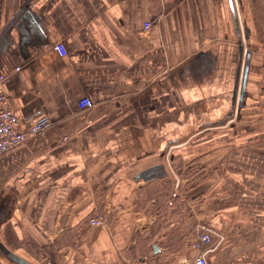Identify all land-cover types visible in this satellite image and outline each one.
<instances>
[{
	"label": "crops",
	"instance_id": "obj_1",
	"mask_svg": "<svg viewBox=\"0 0 264 264\" xmlns=\"http://www.w3.org/2000/svg\"><path fill=\"white\" fill-rule=\"evenodd\" d=\"M0 75V264H264V0H0Z\"/></svg>",
	"mask_w": 264,
	"mask_h": 264
},
{
	"label": "built area",
	"instance_id": "obj_2",
	"mask_svg": "<svg viewBox=\"0 0 264 264\" xmlns=\"http://www.w3.org/2000/svg\"><path fill=\"white\" fill-rule=\"evenodd\" d=\"M150 22L145 23V29L149 28ZM53 49L59 56H64L67 53L66 47L63 42H57L52 45ZM15 67L14 70H18ZM4 75H0V82L3 80ZM80 108H86L92 105L89 96L84 95L77 101ZM16 116L13 110L8 105V97L5 94L2 86L0 85V153L9 147L19 144L29 134H38L50 124V119L45 115H38L33 119L32 124L27 129H20L15 126ZM90 225L100 226L104 224L100 216H94L89 219ZM211 241V231L205 228L198 238L193 243V249L196 254L193 257V264H208L205 259V252L203 251L204 243Z\"/></svg>",
	"mask_w": 264,
	"mask_h": 264
},
{
	"label": "water",
	"instance_id": "obj_3",
	"mask_svg": "<svg viewBox=\"0 0 264 264\" xmlns=\"http://www.w3.org/2000/svg\"><path fill=\"white\" fill-rule=\"evenodd\" d=\"M158 168H160V166H158ZM149 172H150V171H146L145 174H143V176H144L145 179L148 178L147 175H149V174H148Z\"/></svg>",
	"mask_w": 264,
	"mask_h": 264
},
{
	"label": "rangeland",
	"instance_id": "obj_4",
	"mask_svg": "<svg viewBox=\"0 0 264 264\" xmlns=\"http://www.w3.org/2000/svg\"><path fill=\"white\" fill-rule=\"evenodd\" d=\"M193 166H191V168H192ZM194 180V179H193ZM192 181V180H191Z\"/></svg>",
	"mask_w": 264,
	"mask_h": 264
}]
</instances>
